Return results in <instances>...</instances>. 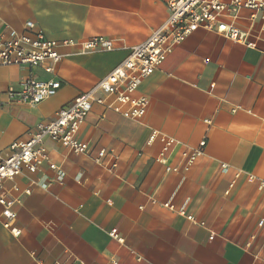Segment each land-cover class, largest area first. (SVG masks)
I'll return each instance as SVG.
<instances>
[{"label":"crops","instance_id":"0c3cea01","mask_svg":"<svg viewBox=\"0 0 264 264\" xmlns=\"http://www.w3.org/2000/svg\"><path fill=\"white\" fill-rule=\"evenodd\" d=\"M166 1L0 0V31H25L33 20L61 54L52 72L0 66V156L161 26ZM226 20L244 41L192 31L134 91L147 99L141 118L114 111V96L99 93L104 102L92 104L77 133L87 152L44 140L61 179L42 163L6 182L17 201L9 226L0 206V264H264V19L243 8ZM97 35L115 49H85ZM27 77L61 86L36 104L11 98ZM162 135L175 142L161 162ZM202 139L188 169L166 170Z\"/></svg>","mask_w":264,"mask_h":264},{"label":"built area","instance_id":"2783aa9c","mask_svg":"<svg viewBox=\"0 0 264 264\" xmlns=\"http://www.w3.org/2000/svg\"><path fill=\"white\" fill-rule=\"evenodd\" d=\"M166 6L168 17L165 22L142 43L131 47L128 55L93 88L80 93L72 101L61 106L51 119L38 122L28 133L27 138L15 140L9 145L8 155L0 156V206L5 226H9L15 217L12 205L17 201L15 186L8 187L6 182L19 175L23 166L30 172H35L42 163H46L49 169L56 170L55 179L60 180L59 165L50 159L44 140L46 138L57 140L76 154L87 152L88 143L79 140L77 133L92 104L104 102L99 93L114 96V103L109 105L114 111L139 119L146 111L147 99L144 95L134 96L133 93L140 81L153 72L166 52L174 45L184 41L197 29L222 32L231 39L244 41L238 27L226 20L233 19L243 8L251 11L252 18L258 16L264 19V0H167ZM24 26L25 31L9 27L0 31V66L17 65L29 68L39 66L46 72H52L54 65L61 59L58 42L47 39L40 29H35L33 20H27ZM82 44L88 50L115 49L114 43L101 35L90 37ZM203 62H206V59ZM22 83L23 89L10 93L9 96L31 104L39 103L53 95L61 86L59 80L44 81L33 77L25 78ZM236 107L237 104L234 108ZM157 134L158 131H151L148 141H152ZM160 141L161 151L156 160L162 162L175 141L165 135L160 137ZM205 144L206 140L202 139L197 147L183 149L180 151L181 164L166 165V170L188 169L203 154ZM105 155L106 150L99 149L94 160L100 162ZM114 165L115 163L112 164ZM164 205L172 207L169 203ZM188 217L191 218L190 215ZM263 223L264 219L258 221V225ZM13 232L19 233L15 228ZM110 235L120 240L116 229H111ZM70 264L77 262L73 261Z\"/></svg>","mask_w":264,"mask_h":264}]
</instances>
